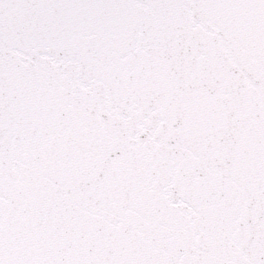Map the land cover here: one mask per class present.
<instances>
[{
    "label": "snow or ice",
    "instance_id": "6c2138e0",
    "mask_svg": "<svg viewBox=\"0 0 264 264\" xmlns=\"http://www.w3.org/2000/svg\"><path fill=\"white\" fill-rule=\"evenodd\" d=\"M0 264H264V0H0Z\"/></svg>",
    "mask_w": 264,
    "mask_h": 264
}]
</instances>
